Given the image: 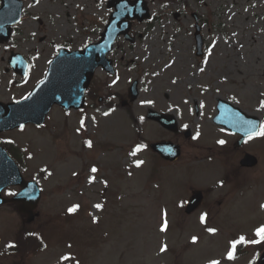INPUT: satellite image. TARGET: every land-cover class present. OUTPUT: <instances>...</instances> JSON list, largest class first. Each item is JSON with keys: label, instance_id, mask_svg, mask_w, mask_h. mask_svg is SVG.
<instances>
[{"label": "rangeland", "instance_id": "1", "mask_svg": "<svg viewBox=\"0 0 264 264\" xmlns=\"http://www.w3.org/2000/svg\"><path fill=\"white\" fill-rule=\"evenodd\" d=\"M89 1L39 0L27 9L12 40L27 43L24 50L36 58L31 72L15 79L6 65V47L0 49V56L5 57L3 61L0 58V101L11 102L31 92L46 72L52 56L50 44L62 37L82 44L79 26ZM185 5L188 18L182 25L192 24L191 11L200 17L207 60L203 61L202 74L195 73L202 61L191 48L194 27L186 35H173L171 29L160 27L169 35L164 34L156 27L144 39L148 52L129 54L127 68L121 64L113 77L96 72L94 85L99 86V92L90 85L84 109L63 111L55 105L43 126L26 125L23 130L0 133V145L18 158L24 179L37 180L42 190L32 221H26L28 214L21 215L9 204L0 206V264H207L209 259L221 264H255L259 244L248 243L242 253L237 248L234 258L227 259L229 242L235 238L230 235V215L239 211L236 205L231 214L229 207L210 209L205 205L190 215L183 206L189 188H217L211 178L204 120L211 114L215 99L229 98L249 113L257 112L264 100V2L185 0ZM41 36H45L44 42L38 44ZM171 36L176 38L172 41ZM133 79L139 81V96L129 102L126 90ZM113 80L117 82L113 84ZM104 87L114 95L109 104L104 99L98 101ZM165 91L174 97L167 100ZM196 95L205 105L206 115L200 113L199 127L192 126L188 138L183 136L182 123ZM146 100L153 103H141ZM168 104L177 106L180 113L181 125L175 133L145 116L151 108L162 113L171 110ZM197 132L199 136L193 139ZM161 139L181 147L176 162H165L148 148V143ZM88 140L91 148L85 145ZM137 144L145 147L136 156L129 155ZM136 160L143 164L136 167ZM93 166L97 173L91 172ZM90 176L95 177L91 184ZM259 190L254 187L249 196H262ZM15 191L16 187H7L3 194ZM253 199L255 203L256 197ZM95 204L102 205L101 209L94 208ZM73 205L79 208L70 214L67 209ZM205 211L209 218L206 215L201 223L200 215ZM253 212L246 206L244 224H255L256 220H250ZM165 220L167 227L162 232ZM208 228L216 232L209 233ZM193 236L198 238L196 243H192ZM8 243L16 247L6 249ZM165 244L167 250L161 253ZM62 256L69 259L61 260Z\"/></svg>", "mask_w": 264, "mask_h": 264}, {"label": "flooded vegetation", "instance_id": "2", "mask_svg": "<svg viewBox=\"0 0 264 264\" xmlns=\"http://www.w3.org/2000/svg\"><path fill=\"white\" fill-rule=\"evenodd\" d=\"M145 1H146V7L149 8L148 19L132 20L130 22V27H129V36L125 38L123 35H117L114 39L115 43L108 54V57L111 59V62L113 63L114 66V73L109 74L104 70L102 66L97 67L96 70L94 71L93 74L94 76L91 81V86L95 89L96 93L99 92V86L94 85V82L96 80V75H95L96 72L101 71L103 74L105 73L104 75L106 77L107 76L113 77L115 73L118 71L119 67H121L120 66L121 64L124 63L127 68L128 67L127 56L129 54L148 52L147 48L149 47L145 46L144 39H147L149 35L153 33L154 28L156 27L169 28L172 30L173 35H178L181 34L182 32L183 35H186L187 33H189L192 27H194L195 29L196 24L199 25L200 23V17L197 15L196 12L191 11L189 16L193 20L192 24L182 25V23H186L188 18L185 0H145ZM22 2H23V8H22L23 14L21 20L24 17H26L25 12L28 11L27 9H29L32 5L37 3L36 0H22ZM109 2L110 0H90L86 8L87 14L84 17L83 20L84 22L82 26H79V28L82 29L81 30L82 35L80 38L83 40L82 44L78 45L74 39L62 37L60 38V42H54L49 45L50 55H52L50 56V60L55 56L56 52L59 49H63V48L69 50L83 49L84 46L88 44H95L98 41H100L103 35L106 32H108L109 29L108 27L111 22L110 15L116 10L114 5L112 3L110 5ZM153 5H155V7L157 8L153 7ZM180 7L184 8V10L181 12L178 10ZM178 20H180L179 24H178ZM17 26H14L11 29V34H10L11 36L8 38V40L6 42L0 43V49L6 47L5 49H3L4 54L8 52L6 55L7 57L6 65L14 75L15 79L16 77H20L17 73L18 58L15 56V54H21L22 57H24L27 60V70L25 75L23 77L21 76V78L26 77L29 74V72H31V69L33 68L34 59L36 58V56H32V55L29 56L24 50V48L27 47L26 46L27 43L25 42L19 44L17 42L13 43L12 38L14 36L13 34L17 33L16 31ZM200 28H201L200 31L202 32V27ZM112 29L115 30L116 28L114 27ZM160 29L164 31V34H168L166 33L165 29L163 28ZM44 38L45 36H41L37 43L41 44V42H44ZM170 38L173 41V39H175L176 37L171 36ZM203 45H204V40H203ZM191 48L195 49V39H194V44L193 46H191ZM202 48L203 51L201 55H197V50L195 49L196 59L202 61V64L199 63V65L195 69L196 74H202L203 72H201L200 69L201 68L205 69L203 61H205L204 57L206 55V49L204 48V46H202ZM0 58L2 61L5 60V57L2 55L0 56ZM130 62H133V60H130ZM102 91L103 93L97 95L98 101H102L104 99L106 100V103L109 104V102L111 101L110 98L112 97L113 94H108V90L105 87L102 89ZM163 94L167 100L174 97V93H171L170 91H165ZM197 96L198 95H196L191 101L192 105L188 106L187 111L189 116L186 117V121L182 123V125L184 126V131L182 132L183 136L188 138H191L190 135H191L192 126L196 128L199 127V124L197 123H199L201 118L200 113L205 108V106L204 108H200V102L199 100L196 99ZM86 97L89 98V93L86 94ZM218 98L219 97L215 99L216 103L212 107L211 114L208 115L206 119L204 118V120L207 122L206 128L208 129V134H209V138H208V149L210 155L209 161L213 172V176H211V178H214V180H216L217 188L199 189L202 190V203L200 207L196 209L194 212L200 210L205 205L208 206L210 209L213 206L214 207L217 206L218 208L229 207V210L233 205H236L239 211L235 212L233 215H230V218L231 216L233 218V224H232L233 229L230 231L232 232V234L230 235H233L235 237L234 239H238L240 236H244L249 241L254 240L255 238L258 240L259 237L255 235V230L258 227L264 225V208L260 207L261 204H264V137L253 136L252 139H249V135L242 136L234 132L231 128H227L219 123L217 124L215 118L218 114L217 113ZM225 100L226 102H229L231 105L240 109L246 114L255 117L258 120V125L256 130H258L259 125L262 122H264V111L262 112L259 110L255 113L252 112L249 113L244 109H242L240 105H238L236 102L232 101L231 99L228 98V99H224V101ZM168 105L172 106V109L165 111V113L173 115L175 124L172 123V121H166V124L164 126L166 127L176 126L175 128V132H176L178 131L181 125L180 117L179 115H177L178 107L173 104H168ZM221 107H225V106L221 105ZM228 110H224L222 112L223 113L222 117L224 119L226 118L228 120H232L233 123L243 128V130L245 131L250 129L248 125H245L243 127L241 126L242 117L240 115L237 116L236 115L237 113L235 111L230 109ZM203 113L205 114L204 111ZM243 117H245V115ZM202 122L204 121L202 120ZM185 125L187 127H185ZM221 129H223V131H221ZM186 130L189 131L188 134L186 133ZM179 132H181V130ZM221 139L225 140L226 143L224 145L217 144V140H221ZM197 147L199 148L200 144H198ZM247 157L249 158L247 159ZM254 187L260 189L259 193L262 195V196H257V195L254 196L256 197L255 203H253L254 197L252 196L253 197L252 198L251 196H249V192H251L254 189ZM16 188L18 191L19 187ZM217 190L220 191L217 194H215ZM5 196L10 197L12 195H9L8 193L5 192ZM228 202L230 204H228ZM9 205L13 206L14 208L20 207V204L16 202L9 203ZM246 206H251V208L254 209L253 214L250 216V220L253 219L256 220L255 224L253 223L252 225H246L243 223L244 215H245L244 209L246 208ZM206 214L207 217L209 218V214L207 212ZM230 214H231V210H230ZM258 244L259 246L255 251L257 253L256 260L260 255L261 251L264 250V241H261ZM247 245L248 244H241L237 246V248L240 250V253L244 251L246 252L248 247ZM254 245L256 246V244Z\"/></svg>", "mask_w": 264, "mask_h": 264}, {"label": "water", "instance_id": "3", "mask_svg": "<svg viewBox=\"0 0 264 264\" xmlns=\"http://www.w3.org/2000/svg\"><path fill=\"white\" fill-rule=\"evenodd\" d=\"M0 8V42L9 37L11 25L15 24L20 15L22 2L19 0H1ZM115 7V12L110 16L108 32L95 45H87L83 50L69 52L66 49L60 50L49 64V69L43 79V83H38L27 100L4 104L0 102V132L11 130L27 123H34L38 126L43 124L45 115L50 111L54 103L59 104L63 109L82 108L85 97L84 93L93 77V71L98 65L107 68L111 65L107 59V52L112 48L117 35L123 34L127 37L130 20H143L148 16V9L144 0H110ZM116 28L113 30L112 28ZM20 57V56H18ZM21 58V57H20ZM17 70L24 75L26 70L25 61L17 63ZM109 71H112L110 67ZM137 82L133 81L129 89V101L137 98ZM218 110L221 112L222 100H218ZM225 110H228L227 107ZM151 116L166 122V116L162 117L154 112ZM162 119V120H161ZM153 152L158 153L163 159L174 161L179 155V147L170 141L154 142L150 145ZM19 185L22 190L15 197L9 200L1 198V191L6 186ZM39 188L34 181H26L19 172V167L15 164L3 148L0 147V205L4 202L18 201L23 205H28L31 209L37 204L39 199ZM201 200V191H193L189 197V202L185 206V212L197 208ZM31 209L27 211L31 212ZM26 212V209H21ZM33 214L27 218L31 221ZM259 264H264V253Z\"/></svg>", "mask_w": 264, "mask_h": 264}, {"label": "snow or ice", "instance_id": "4", "mask_svg": "<svg viewBox=\"0 0 264 264\" xmlns=\"http://www.w3.org/2000/svg\"><path fill=\"white\" fill-rule=\"evenodd\" d=\"M36 2L38 3L39 0H36ZM209 55H210V52H209ZM205 63H207V60H205ZM200 71L203 72L204 69L201 68ZM117 79H118V78H117ZM116 82H117L116 80H113V84H115ZM175 82H176V81H173V83H175ZM41 83H43V81H41ZM217 91H219V89H217ZM30 96H31V93H29L27 96H24L23 99H24V100H27V99H29ZM141 103L152 104L153 101H152V100H146V101H142ZM204 106H205V105L203 104V102H201V103H200V108H204ZM261 109H264V100H261V101L259 102V109H258V111L261 110ZM111 111H112V109H110L109 111L104 112L103 115H104V116H108V115L110 114ZM236 115L239 116V113H237ZM140 119L143 120V117H141ZM244 123H246V124H251L252 122H251V121H245ZM80 124H81V128H83V127L85 126V125H84V120H83V119H81ZM185 127H187V126L185 125ZM20 128H21V130H23L24 125H20ZM78 131H79V129H78ZM221 131H223V129H221ZM198 136H199V132H197V134H196L195 136H193V139H196ZM253 136L264 137V122H262V123L259 125V129H258V130L254 131L252 134L249 135V139H252ZM9 143H11V141H9ZM225 143H226V142H225V140H223V139H221V140H217V144H219V145H224ZM85 145H86V147L91 148V147H92V141H90V140L85 141ZM143 147H145V146H144V145L137 144V145L132 149V151L129 153V155H131V156H136V154H137V153H138ZM142 164H143V161H142V160H136V161H135V165H136V167H140ZM42 171H46V170L42 169ZM91 172H92V173H97V172H98V169H97L95 166H93V167L91 168ZM50 174H51V173H49V175H50ZM73 175H77V174H76V173H73ZM94 180H95V177L90 176L89 179H88V183L91 184V183L94 182ZM105 185H106V182H105ZM8 194H9V195H16L15 193H8ZM93 207L96 208V209H101L102 205H100V204H95V205H93ZM260 207H261V208H264V204H261ZM78 208H79V205H73L72 207H69V208L67 209V211H68V213L72 214V213H75V212L78 210ZM206 215H207L206 213H202V214L200 215V221H201V223H204V222H205ZM93 222H94V223L97 222L95 217H93ZM166 227H167V221L165 220V222H164V224L161 226V229H160V230L163 232V231L166 230ZM207 231H208L209 233H215V232H216V229H215V228H208ZM29 235H34V234L29 233ZM255 235H256L257 237H259L258 240H257V239H254V240L249 241V240H247L244 236H240L238 239H233V240H231V241L229 242V248H228V251H227V259L231 260V259L234 258L233 253H234V250L237 248L238 245H241V244H248V243H251V244H258V243H260L261 241H264V225L258 227V228L255 230ZM197 240H198V238H197L196 236H193V237H192V243H196ZM15 247H16V245H15L14 243H8V244L5 245V248H6V249H13V248H15ZM166 250H167V245H166V244H165V245H161V247H160V252H161V253H164ZM68 259H69L68 256H62V257H61V260H68ZM207 264H221V261H219V260H217V259H209V260L207 261Z\"/></svg>", "mask_w": 264, "mask_h": 264}]
</instances>
